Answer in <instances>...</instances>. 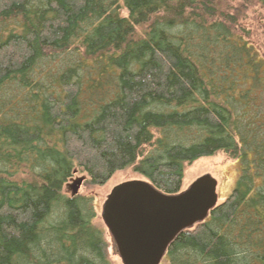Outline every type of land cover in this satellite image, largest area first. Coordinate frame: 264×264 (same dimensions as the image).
<instances>
[{
	"label": "trees",
	"instance_id": "1",
	"mask_svg": "<svg viewBox=\"0 0 264 264\" xmlns=\"http://www.w3.org/2000/svg\"><path fill=\"white\" fill-rule=\"evenodd\" d=\"M230 1L0 0V264H111L69 181L173 195L221 151L236 187L166 264H264V51Z\"/></svg>",
	"mask_w": 264,
	"mask_h": 264
},
{
	"label": "water",
	"instance_id": "2",
	"mask_svg": "<svg viewBox=\"0 0 264 264\" xmlns=\"http://www.w3.org/2000/svg\"><path fill=\"white\" fill-rule=\"evenodd\" d=\"M86 176L67 184L78 195ZM218 181L206 174L186 190L167 194L147 179L115 186L102 209L123 264H161L170 245L185 230L205 222L219 206Z\"/></svg>",
	"mask_w": 264,
	"mask_h": 264
},
{
	"label": "rangeland",
	"instance_id": "3",
	"mask_svg": "<svg viewBox=\"0 0 264 264\" xmlns=\"http://www.w3.org/2000/svg\"><path fill=\"white\" fill-rule=\"evenodd\" d=\"M225 10H228V12L238 17L240 31L243 30L249 34L251 41L260 50L264 51V9L250 1L231 0L225 7ZM240 171V163L222 151L211 157L200 158L186 167L182 191L186 190L197 178L210 174L218 181L219 204H221L235 189L238 178L240 177ZM81 176H86L88 180V176L82 172H79L75 177ZM135 179L142 180L146 178L132 169H124L117 171L103 185L83 183L79 191L80 194L89 196L93 200L97 214L94 224L104 231L111 264H123V262L116 250L115 242L102 219L103 205L115 186ZM67 193L71 194V190L68 187ZM166 263L164 259L162 264Z\"/></svg>",
	"mask_w": 264,
	"mask_h": 264
}]
</instances>
